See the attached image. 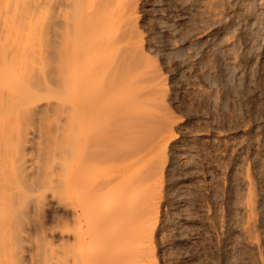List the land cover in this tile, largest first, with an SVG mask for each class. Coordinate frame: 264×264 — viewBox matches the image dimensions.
I'll return each instance as SVG.
<instances>
[{"label": "rangeland", "instance_id": "1", "mask_svg": "<svg viewBox=\"0 0 264 264\" xmlns=\"http://www.w3.org/2000/svg\"><path fill=\"white\" fill-rule=\"evenodd\" d=\"M16 1H0V53L15 52L18 47L16 52L25 51L23 53L35 56L59 48L63 35L53 32V27H45L41 22L38 26L34 22L36 25L32 24L31 28L26 26L29 25L25 22L27 18L35 14L31 18L35 19L39 14L42 0H29L25 4L27 7L23 6L25 1L20 0L23 1L20 11L25 7L33 15L29 17V11V16L25 13V25H17L15 33L8 25L5 5L11 4L12 9L18 6ZM131 3V12L134 9L131 23L136 30L131 27L130 31L137 34L139 44L132 43V46L129 43L128 46L125 35L128 36L130 31L124 33L120 40L123 42H119L118 49L113 52L115 55L111 53L112 58L116 57V61H122V64L110 78L121 79L118 86L121 89L118 90L123 88L130 92L131 88L124 86L134 81L135 88L140 87V90L146 85L143 89L149 96L145 91L142 95H151L150 100L146 96L149 107L144 104L151 113L145 110L146 107L143 109V105L139 106L152 116L147 117V127L144 124L145 133L136 134L138 140L136 137L134 140L148 146L145 158L142 157L144 160L140 159L146 163L145 167L156 153L161 151L164 155L159 168L158 215L149 241L155 264H264V0H130L129 5ZM34 7L36 10L33 11ZM60 27L57 29L62 32L64 26ZM13 32L20 34V42L27 46L17 44L15 40L20 37L14 36ZM12 44L17 45L16 48ZM134 46L136 49L132 48ZM49 48L51 50L47 51ZM129 60L136 63V70L132 67L133 71H128ZM127 72L134 73L130 77ZM136 73L138 78L134 79L132 76ZM119 95L123 94H118V99ZM153 97L157 100L154 101ZM118 99L119 104L126 103ZM123 106L126 104L118 107ZM118 113L115 117L119 119V126L125 132L133 130L128 127L131 123L125 121L124 115L121 117ZM132 140L125 139L119 145L127 148L134 142ZM138 160L133 157L117 162L106 160L100 163L103 168L100 171L105 170L111 176L113 186L110 187L118 186L123 172L138 166ZM150 165L147 170H141L142 177L148 178ZM47 193L41 212L28 209L27 218L33 221L32 224L36 221L28 228L29 235L31 240L45 238L56 249H68L72 244L69 236L59 231H47L43 237L36 228L40 221H46L50 228H57L74 213L51 192ZM121 194L119 190L108 196L110 210L121 205L122 199H115ZM106 235L104 232L102 240L112 237L107 235L106 238ZM135 245L138 248V244ZM29 248L27 256L31 255L33 244ZM119 248L115 250L116 254ZM27 256L25 262L30 264Z\"/></svg>", "mask_w": 264, "mask_h": 264}, {"label": "bare ground", "instance_id": "2", "mask_svg": "<svg viewBox=\"0 0 264 264\" xmlns=\"http://www.w3.org/2000/svg\"><path fill=\"white\" fill-rule=\"evenodd\" d=\"M23 1L17 0L18 6L15 4L16 7L12 9L11 4H2L7 7L5 15L8 25L14 30L17 25H25V22L30 25L26 24L29 28L34 22L37 26L41 22L45 27H53V32H59L57 35L62 34L63 41L59 48H52L53 51L48 54L39 53V56L31 53L30 56L18 50L17 53L18 47L13 45L14 41L11 43L16 48L15 52L0 53V264H26V250L32 248V244V253L27 256L30 264H155L149 241L158 215L157 200L161 194L159 168L164 155L161 151L160 154L156 153L158 155L155 154L145 167L146 163L140 159L146 154L148 146L134 140L135 137L138 140L136 134L145 133L143 129L148 125L147 117L151 118L149 115L152 111L145 106L149 107L148 102L150 104L147 101L149 93L143 89L146 85L137 84L144 86L141 90L138 89L140 87L135 88L134 81L125 84L127 86L122 85L129 86L130 92L135 88L131 93L123 88L122 92L118 90L121 79L116 81L110 78L122 64V61H116V57L112 58L113 52L131 27L136 30L132 26L134 23H131L134 21V9L133 12L130 10L133 4L129 5L130 0H40L43 6L38 16L36 14V18L31 19L35 14L25 8L29 0ZM21 2L25 6V9L21 8L22 18L18 16L22 14L19 9ZM25 13L33 16L29 19ZM61 25L64 26L62 32L57 29ZM124 26L126 29H123ZM120 27L127 32H122ZM131 31L128 36L125 35L128 46L129 43L139 44L137 34ZM15 33L14 36L20 37ZM20 40L22 42L21 37L15 42L21 43ZM4 43L10 45L6 41ZM131 61L127 66L129 72L136 64ZM133 73L127 75L131 77ZM132 77L138 78L137 73ZM142 90L143 93H139ZM116 91L118 94H128L124 95L125 98L119 95V100ZM144 91L148 96L142 95ZM141 95L144 97L141 98ZM117 99L126 102V107L119 108L124 104H119ZM141 100L146 101L143 103ZM139 105H143V109L146 107L145 110L150 113H144ZM117 113L131 123L127 125L133 130L125 132L119 126V119L115 117ZM129 138L136 142L132 140L133 143L127 148L119 145ZM125 157H133L135 161L139 159V163L136 162L138 166L127 168L120 179L117 178L120 184L110 187L113 184H110L111 176L105 170L103 172L100 165L106 160L117 162ZM150 163V175H147L148 178L142 177L141 170H147ZM128 170L131 172L127 173ZM144 172L143 176H146ZM114 181L117 183V180ZM119 190L123 195L115 199H122V202L119 200L121 205L110 210L107 198ZM47 192L59 198L74 213L57 228L48 227L46 221H40L36 228L40 229L43 237L47 231H59L69 236L72 244L68 245V249H56L45 238L42 241H38V238L31 240L29 235L28 228L33 227L36 221L32 224L33 221L27 218L28 209L41 212ZM106 231L117 232L109 235ZM104 232L109 235L108 238L112 237L102 240ZM135 244H138V248ZM118 247L120 251L116 254Z\"/></svg>", "mask_w": 264, "mask_h": 264}]
</instances>
